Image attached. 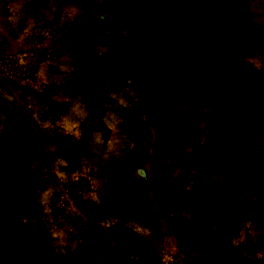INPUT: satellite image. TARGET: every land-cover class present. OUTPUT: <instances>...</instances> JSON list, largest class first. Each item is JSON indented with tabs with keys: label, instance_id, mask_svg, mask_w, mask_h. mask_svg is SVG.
Listing matches in <instances>:
<instances>
[{
	"label": "rangeland",
	"instance_id": "374dc122",
	"mask_svg": "<svg viewBox=\"0 0 264 264\" xmlns=\"http://www.w3.org/2000/svg\"><path fill=\"white\" fill-rule=\"evenodd\" d=\"M0 264H264V0H0Z\"/></svg>",
	"mask_w": 264,
	"mask_h": 264
}]
</instances>
